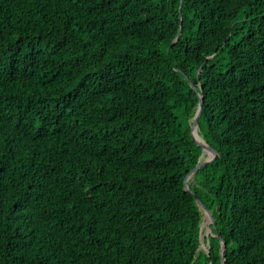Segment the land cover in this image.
<instances>
[{
  "label": "trees",
  "instance_id": "trees-1",
  "mask_svg": "<svg viewBox=\"0 0 264 264\" xmlns=\"http://www.w3.org/2000/svg\"><path fill=\"white\" fill-rule=\"evenodd\" d=\"M0 264H264V0H0Z\"/></svg>",
  "mask_w": 264,
  "mask_h": 264
},
{
  "label": "water",
  "instance_id": "water-1",
  "mask_svg": "<svg viewBox=\"0 0 264 264\" xmlns=\"http://www.w3.org/2000/svg\"><path fill=\"white\" fill-rule=\"evenodd\" d=\"M203 108V99L201 100V103L199 105L198 111L195 115L194 119V123H193V131H194V135L204 144V153L201 157V162L191 171V173L186 177L185 179V183H186V188L189 189V180L192 176H194V174L196 173V171L201 168L206 166L210 160L213 158L214 156V149L212 148V146H210L208 144V142L200 135L199 131H198V123H199V116L200 113L202 111ZM198 203L200 205V208L203 211V218L204 221L202 222V229H201V246L204 248H207V244L204 241L203 242V230H204V226L207 220V234L212 233L213 234V230L211 227V222H212V212L205 206V204L200 200L197 199ZM224 242L222 243V251H225V247H224Z\"/></svg>",
  "mask_w": 264,
  "mask_h": 264
},
{
  "label": "rangeland",
  "instance_id": "rangeland-1",
  "mask_svg": "<svg viewBox=\"0 0 264 264\" xmlns=\"http://www.w3.org/2000/svg\"><path fill=\"white\" fill-rule=\"evenodd\" d=\"M194 119H192V121H193ZM207 234V220H206V223H205V226H204V235H206Z\"/></svg>",
  "mask_w": 264,
  "mask_h": 264
},
{
  "label": "bare ground",
  "instance_id": "bare-ground-1",
  "mask_svg": "<svg viewBox=\"0 0 264 264\" xmlns=\"http://www.w3.org/2000/svg\"><path fill=\"white\" fill-rule=\"evenodd\" d=\"M205 237V236H204ZM203 237V242L205 241V238Z\"/></svg>",
  "mask_w": 264,
  "mask_h": 264
}]
</instances>
